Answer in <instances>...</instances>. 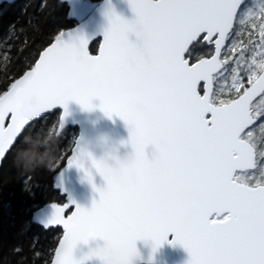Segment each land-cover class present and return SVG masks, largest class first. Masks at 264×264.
Listing matches in <instances>:
<instances>
[{
    "label": "snow or ice",
    "instance_id": "1",
    "mask_svg": "<svg viewBox=\"0 0 264 264\" xmlns=\"http://www.w3.org/2000/svg\"><path fill=\"white\" fill-rule=\"evenodd\" d=\"M243 2L129 0L136 19L110 12L98 55L89 53L87 40L66 43L61 32L0 94V158L28 149L30 122L57 105L66 116L70 100L91 109L99 99L106 115L130 126L135 176L113 177L93 159L107 182L97 189L99 201L74 211L69 203L53 205L46 227L65 230L54 264H83L73 249L96 238L105 245L90 255L103 264H131L137 240L159 246L170 234V243L187 249L190 264H264V151L251 143L258 121L264 131V111H254L257 98L264 104V76L241 67L242 52L231 68L234 98L213 103V84L229 68L222 49L226 42L236 48L231 37L240 35L243 17L251 21L243 27L250 35L258 29L264 46V6L243 10ZM202 47L215 54L196 56ZM82 156L77 144L67 164L83 167Z\"/></svg>",
    "mask_w": 264,
    "mask_h": 264
},
{
    "label": "trees",
    "instance_id": "2",
    "mask_svg": "<svg viewBox=\"0 0 264 264\" xmlns=\"http://www.w3.org/2000/svg\"><path fill=\"white\" fill-rule=\"evenodd\" d=\"M73 24L62 0L0 4V94L31 67L40 50L59 31ZM256 38L249 31L235 36L236 44L242 48L241 64L263 50ZM96 48L97 42H93L90 51ZM42 117L30 122L25 132L30 147L18 156L15 149L9 151L0 165V264H48L61 232L58 227L45 229L35 223L34 211L45 203L64 201L53 188V180L70 152L71 146L66 154H60L69 139L68 132L76 128L55 136L58 110ZM30 152L35 155H28Z\"/></svg>",
    "mask_w": 264,
    "mask_h": 264
},
{
    "label": "water",
    "instance_id": "3",
    "mask_svg": "<svg viewBox=\"0 0 264 264\" xmlns=\"http://www.w3.org/2000/svg\"><path fill=\"white\" fill-rule=\"evenodd\" d=\"M14 1L16 0H0V4L4 2L13 3ZM63 1L68 6L69 18L73 19L76 24L60 31L56 35L63 32L65 42L77 46L81 39L87 40V50L91 55L99 54V45L102 43L104 32L110 27L108 15L110 12H114L123 20L129 22L136 19L129 0H101L96 5H92L87 0ZM55 36L39 52L36 60L39 59V55L44 49L54 42ZM129 40L133 43L136 42L137 37L134 33L129 34ZM94 41H98V46L96 51L92 53L89 50V46ZM214 54L213 50L210 56L203 58L210 59ZM36 60L31 67L34 66ZM30 68L26 69L16 79H19L26 71H29ZM257 76H264V70H262ZM201 83L203 84V82ZM201 94H203V91H201ZM100 103L99 99H93L92 104L94 107L86 109L75 100H70L67 102L66 116L64 115L65 108L61 105H57L54 109L42 114V116H44L53 110H59V117L55 131L56 136H59L69 127L77 128V135L70 153L66 157L62 167L55 174L53 180V188L57 190L60 195L64 196L65 201L63 203H45L38 207L34 212V221L38 225L45 229L56 227L61 229V234L56 243L55 249L59 247V243L63 238L65 230L62 225H50L49 227H46L54 214L53 205H64L69 203L72 205L69 206L71 211H74V207L77 205L85 209H91L93 203L98 202L100 198L97 189L103 190L107 186V182L93 167L92 160L95 159L101 161L100 159L102 156L108 153H111L114 158L119 152L124 151L122 145H131L129 143L130 126L115 114L111 118L106 115L99 107ZM229 103L230 101L223 104ZM61 117L62 129L59 126V118ZM102 133H107L110 136V141L105 148L100 149L96 147V138ZM77 144L83 153V156L81 157L83 167H76L75 165L69 166L67 164V159L73 154V149ZM3 159L4 158H0V165ZM89 174L92 177L91 181H89L88 178ZM69 214H71V212L66 209L65 215L67 216ZM173 239L174 236L170 234L168 239L159 246H156L151 239L137 240V252L136 255L132 257L131 264H190L191 256L187 249H185L180 243H170L169 241H172ZM104 245L105 241L99 238L90 239L87 243L81 242L73 249V257L77 261H83V264H103V261L98 256L90 254L98 248H103ZM55 249L48 264H54Z\"/></svg>",
    "mask_w": 264,
    "mask_h": 264
},
{
    "label": "rangeland",
    "instance_id": "4",
    "mask_svg": "<svg viewBox=\"0 0 264 264\" xmlns=\"http://www.w3.org/2000/svg\"><path fill=\"white\" fill-rule=\"evenodd\" d=\"M253 5L258 9L262 6H264V0H244L241 8L243 10H247V8H251L253 7ZM246 23H251V21L249 20V18L247 16L242 18V22L238 23L237 26V31L238 32H248L249 30L244 28V24ZM251 34H255L257 35V40L259 41L258 46L260 48H263L262 51H260L259 53H257V55H255L254 57H252L250 60H244L243 64H241V67L243 68H247V66L249 67V70L251 72H253L254 74H258V72L260 70L264 69V54L262 55V53L264 52V46H260V35H259V30L255 29L251 32ZM235 36L233 35V37H231L232 41H235ZM237 45V44H236ZM212 48L211 47H202L201 49H199L195 55L199 56V57H208L211 53H212ZM242 48H240V46H236V48L234 50H232V44L230 42H226V47L225 49H222L223 54L221 56V60H225V53H227V64L229 65V68L227 71H223V74L214 82L213 84V90L215 92L214 94V98H213V103L215 104H219L221 101H223V103L230 101L231 97L234 95V92L231 90L232 88V73H231V68L236 67L235 64V59L237 58V54L241 53ZM237 51L236 55L233 56L232 53ZM241 63V61H240ZM245 86H247V81L245 80ZM254 105L257 106V108L254 109V111L256 110H260V111H264V104H260L259 105V99H257V101L254 102ZM264 119V118H262ZM259 123L260 121L257 122V125L254 126V135L252 137L251 143L254 144L256 146V150L257 153L259 154L260 152L264 151V131L259 129ZM75 128V127H73ZM68 134L69 139L65 142L63 148L60 151L61 155L66 154V149L69 146H72L73 141H74V137L77 135V129L74 131L73 129H70ZM259 159V157H258ZM261 163L264 164V159L261 160ZM259 169L256 170V174L257 176H259ZM244 179L247 178V174H244Z\"/></svg>",
    "mask_w": 264,
    "mask_h": 264
},
{
    "label": "clouds",
    "instance_id": "5",
    "mask_svg": "<svg viewBox=\"0 0 264 264\" xmlns=\"http://www.w3.org/2000/svg\"><path fill=\"white\" fill-rule=\"evenodd\" d=\"M110 136L107 133H102L96 138V147L103 149L109 144ZM124 151L118 155L111 153L105 154L100 159L106 166L109 174L116 178H131L136 174L135 160L136 151L131 145H122Z\"/></svg>",
    "mask_w": 264,
    "mask_h": 264
}]
</instances>
